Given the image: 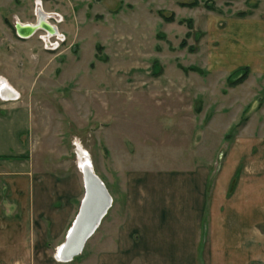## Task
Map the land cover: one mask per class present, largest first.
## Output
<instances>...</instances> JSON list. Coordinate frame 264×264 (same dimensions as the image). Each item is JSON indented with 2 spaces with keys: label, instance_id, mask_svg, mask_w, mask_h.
<instances>
[{
  "label": "rangeland",
  "instance_id": "374dc122",
  "mask_svg": "<svg viewBox=\"0 0 264 264\" xmlns=\"http://www.w3.org/2000/svg\"><path fill=\"white\" fill-rule=\"evenodd\" d=\"M192 1L0 0V82L19 94L0 101V220L46 240L43 255L26 243V262L17 241L3 264L61 262L84 151L115 196L96 234H117L137 229L133 175H213L236 136L264 135V73L250 74L264 60V0ZM41 15L56 33L16 35Z\"/></svg>",
  "mask_w": 264,
  "mask_h": 264
},
{
  "label": "crops",
  "instance_id": "0c3cea01",
  "mask_svg": "<svg viewBox=\"0 0 264 264\" xmlns=\"http://www.w3.org/2000/svg\"><path fill=\"white\" fill-rule=\"evenodd\" d=\"M240 20L236 18L233 22L239 24ZM254 65L250 74L256 69L264 73V60ZM8 100H0L2 106L10 103ZM240 135L231 141L213 175L209 168L133 175L134 190L125 197L129 210L134 211L137 229L96 234L115 204L114 193L108 189L112 193L111 206L81 251L68 262L52 258V263L72 264L86 250L87 264H264V135L261 138ZM22 228L25 229L24 223ZM135 230L138 232L134 233ZM19 231L15 234L14 221L0 220V264L13 259L10 251L17 241L23 245L25 262L24 254L30 251L27 242L35 241L42 255L45 252V245L41 244L46 241L44 237L31 235L25 239V233L19 235ZM64 240L65 235L56 248Z\"/></svg>",
  "mask_w": 264,
  "mask_h": 264
},
{
  "label": "water",
  "instance_id": "95a60500",
  "mask_svg": "<svg viewBox=\"0 0 264 264\" xmlns=\"http://www.w3.org/2000/svg\"><path fill=\"white\" fill-rule=\"evenodd\" d=\"M17 26V25H16ZM17 30L18 33L24 35V33L22 32L21 28H18L17 26ZM2 87H0V91L3 92V90H5V88L1 89ZM2 92H0V95L3 96ZM89 179L91 180V182L93 183V185H96L98 187V191L99 194L97 196H95V193L92 192V188H86L84 189L83 192V196L81 198L80 204H79V211L75 216V219L77 218L78 222L76 227L73 229V231H70V228H68V232L65 234V245H67V247L69 246V244L71 243V246H69V252L67 259H71L75 254L79 253L81 251V248L83 247V243L86 240L87 237H89L93 231L96 229V227L98 226V224L100 223L102 217L105 214V211L107 210V207L111 206L112 203V195L109 192L106 184L100 180L96 175H94L93 173H89L88 174ZM92 177V179H91ZM86 184L84 183V186ZM92 185V186H93ZM102 193V196H101ZM93 199H95V201H97L96 205H98L97 207V211L94 215V217H92L90 220L91 221H83V214L87 209V205L90 206L89 202H91ZM81 215V217H80ZM89 217V216H88ZM74 222V220H73ZM80 231V236H78L77 242H74L73 238L70 239V237L73 236V234L78 231ZM70 231V232H69ZM61 243V244H63ZM72 243H74L75 247L72 246Z\"/></svg>",
  "mask_w": 264,
  "mask_h": 264
},
{
  "label": "bare ground",
  "instance_id": "6f19581e",
  "mask_svg": "<svg viewBox=\"0 0 264 264\" xmlns=\"http://www.w3.org/2000/svg\"><path fill=\"white\" fill-rule=\"evenodd\" d=\"M41 17L43 18V16L41 15ZM44 21H46V20H44ZM38 23V24H37ZM37 23H34V24H32V23H24V24H21V23H18L17 22V26H18V28H21V30H22V32L24 33V35L22 36V37H25V38H27V37H29V36H32L33 34H32V32L34 33L35 32V29H43V28H48V30H49V33H53V32H56V29L53 27V26H46V23H44L43 22V25L42 24H40L39 23V21L37 22ZM41 25L42 26H44L43 28L41 27ZM32 34V35H31ZM0 87H2L1 89H3V88H5V90H3V92L2 91H0V92H2V94H3V96H4V98H8V99H13V98H18L19 97V94H18V91L17 92H15L10 86H8V85H3L2 84V82H0ZM79 148V147H78ZM81 152H83V148L80 150V153ZM79 153V154H80ZM87 157H89V154L87 153V152H83V153H81V156H79V158H78V161H79V167H80V170H81V174H82V178H83V186H84V183L86 184L85 186H84V189H85V187L86 188H92V192L93 193H95V196H97L98 194H99V189H98V187L96 186V185H93V183L91 182V180L89 179V176H88V174L89 173H93L94 175H96L95 173H94V171H93V167H92V165L89 163V159H87ZM97 176V175H96ZM98 177V176H97ZM99 179H100V177H98ZM91 179H92V177H91ZM101 180V179H100ZM93 185V186H92ZM101 196H102V193H101ZM96 203H97V201H95V199H93L91 202H89V204H90V206H88L87 205V209H86V211L84 212V214H83V221H91L90 219L92 218V217H94V215H95V213H96V211H97V207H98V205H96ZM97 206V207H96ZM108 208L109 207H107V210H108ZM107 210L105 211V214H106V212H107ZM79 211V210H78ZM89 216V217H88ZM80 217H81V215H80ZM77 222H78V220H77V218L75 219L74 218V222H72V224H71V228H70V231L72 232L73 231V229L76 227V225H77ZM69 231V232H70ZM80 231L81 230H78V231H76L74 234H73V236L72 237H70V239H72L73 238V240H74V242H77V239H78V236H80L79 234H80ZM68 232V231H67ZM88 238V237H87ZM86 238V239H87ZM65 241V240H64ZM63 241V242H64ZM86 241V240H85ZM84 241V242H85ZM65 243V242H64ZM61 244V246H60V248H58V250H57V252H56V254H55V256H56V258H57V260H59V261H63V262H65V261H67V260H69V259H67V256H68V253H67V251L69 252V246H71V243L69 244V246L67 247V245H65V244ZM84 244L85 243H83V246H84ZM75 244L74 243H72V246H74ZM75 247V246H74ZM83 248V247H82ZM81 248V249H82ZM68 262V261H67Z\"/></svg>",
  "mask_w": 264,
  "mask_h": 264
},
{
  "label": "trees",
  "instance_id": "16d2710c",
  "mask_svg": "<svg viewBox=\"0 0 264 264\" xmlns=\"http://www.w3.org/2000/svg\"><path fill=\"white\" fill-rule=\"evenodd\" d=\"M196 2H197L196 0H193L192 2H189L188 4H195ZM241 13L242 14H245V12H243V11ZM169 18H172V15ZM245 76H246V72H242L235 79L231 80V83L232 84L239 83V82H241L245 78Z\"/></svg>",
  "mask_w": 264,
  "mask_h": 264
},
{
  "label": "flooded vegetation",
  "instance_id": "af4514ba",
  "mask_svg": "<svg viewBox=\"0 0 264 264\" xmlns=\"http://www.w3.org/2000/svg\"><path fill=\"white\" fill-rule=\"evenodd\" d=\"M38 21H39V23L42 24V25H43V22L47 24V22L44 21L42 17H40L39 20H37V22H38ZM37 22H35V23H37ZM42 25H41V27H43Z\"/></svg>",
  "mask_w": 264,
  "mask_h": 264
},
{
  "label": "built area",
  "instance_id": "2783aa9c",
  "mask_svg": "<svg viewBox=\"0 0 264 264\" xmlns=\"http://www.w3.org/2000/svg\"><path fill=\"white\" fill-rule=\"evenodd\" d=\"M55 41H57V39H56ZM58 41H59V40H58ZM45 47H46V46H45ZM13 99H15V98H13ZM13 99H12V100H13ZM16 99H17V98H16Z\"/></svg>",
  "mask_w": 264,
  "mask_h": 264
}]
</instances>
